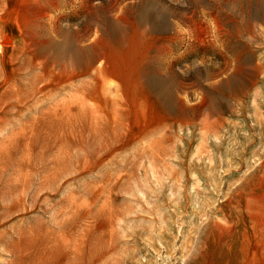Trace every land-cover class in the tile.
<instances>
[{
    "label": "rangeland",
    "instance_id": "rangeland-1",
    "mask_svg": "<svg viewBox=\"0 0 264 264\" xmlns=\"http://www.w3.org/2000/svg\"><path fill=\"white\" fill-rule=\"evenodd\" d=\"M0 45V264H264V0H0Z\"/></svg>",
    "mask_w": 264,
    "mask_h": 264
},
{
    "label": "bare ground",
    "instance_id": "bare-ground-1",
    "mask_svg": "<svg viewBox=\"0 0 264 264\" xmlns=\"http://www.w3.org/2000/svg\"><path fill=\"white\" fill-rule=\"evenodd\" d=\"M7 41V40H6ZM1 46V45H0ZM6 46H9V45H7L6 44ZM237 66V65H236ZM240 69V68H239ZM223 76V75H222ZM30 92V91H29ZM7 93V92H6ZM28 93V92H27ZM13 94V93H12ZM11 94V95H12ZM4 96H5V94H4ZM10 98V97H9ZM254 101V100H253ZM8 102V101H7ZM50 115V114H49ZM214 123V122H213ZM218 125V124H217ZM216 132V131H215ZM27 137V136H26ZM24 142H22V144H23ZM41 163H43V162H41ZM38 170V169H37ZM46 173V172H45ZM38 175V174H37ZM24 179V178H23ZM24 184V183H23ZM55 223V222H54ZM1 230V229H0ZM11 248V247H10ZM13 252V251H12ZM12 256H13V254H12ZM25 258V257H24ZM161 258V257H160ZM162 259V258H161Z\"/></svg>",
    "mask_w": 264,
    "mask_h": 264
}]
</instances>
